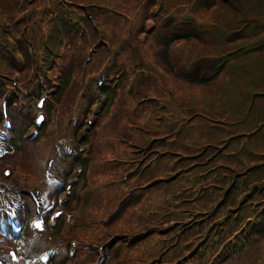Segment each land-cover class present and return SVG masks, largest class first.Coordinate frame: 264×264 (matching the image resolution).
<instances>
[{
    "label": "trees",
    "instance_id": "trees-1",
    "mask_svg": "<svg viewBox=\"0 0 264 264\" xmlns=\"http://www.w3.org/2000/svg\"><path fill=\"white\" fill-rule=\"evenodd\" d=\"M30 1L0 0V74L7 77L19 74L22 77L20 86L28 83L34 65L48 56L60 29L64 33L61 54L78 51L73 54V58L76 62L75 68L80 65L86 39L81 46L82 50H79L83 37L77 26L74 27L73 20L65 9L70 4H76L82 12V8L89 4L112 9L114 12L108 11L109 15L105 14V11H96L99 26L102 21L105 30L108 27L110 32L125 30L126 19L139 13L145 21L155 25L147 41L157 39L168 50L180 46L172 56V67L167 68L164 65L176 80H173V83L170 81L168 85L174 96L163 91L160 94L162 97L149 96L140 99L141 102L157 99L160 103L156 109L153 108L155 113L150 112L144 123L148 129L146 133L136 131L138 117L146 114L142 108L143 103L139 109L131 104V110L128 111L126 104L121 103L122 98L119 97L117 101H120L121 109L129 116L126 118L117 115L112 123L119 127L122 125L119 134L121 142L124 141L122 144H125L122 150L131 157L133 156L129 152V143L139 142L142 145L153 139L164 138L152 148L163 152L164 157L158 161L155 168L144 173L140 182L166 177L175 152H182L187 157L182 159V167H189L193 163H196V166L179 178L178 182L182 187H178L176 182L158 183L138 198L134 203L135 208L130 207L125 212L135 221V225H129L125 233L136 235L149 227L162 223L166 225V220L170 217L185 222L191 216L194 220H201L200 227H190L182 236L190 243H194V237L201 242L205 237L202 245L198 247L197 255H200L201 249L206 251L212 248V252H215L234 232L242 233L241 226L248 221L250 227L247 230L256 240L244 249L242 257L228 259L223 264H264V204H261L264 203V70L258 72L257 66L259 56L264 53V0H205L199 9H203L205 13L211 12L213 16L204 25L199 26H196V17L192 21L191 17L183 11L181 13L177 6L175 9L160 0H33L31 5L37 7L35 12L25 15L27 3ZM45 2L47 6L41 10L40 7ZM71 7L73 10L74 7ZM171 9H174L172 18ZM81 11L77 14L80 22L83 21ZM16 19L19 21L14 25ZM8 23L10 30L6 31ZM85 23L89 31L87 37L99 36V26L95 28L88 21ZM22 26H27L28 38L21 36ZM142 27L141 24L137 31H141ZM138 35L139 33L134 36L135 44L139 43ZM240 44L252 49L242 55H256L249 56L242 64L236 63L235 60L240 57L231 56L236 54ZM226 55L231 56V60L222 62L219 69L212 74H209V68L203 71L205 64L212 67L221 56ZM20 58H24L23 63L18 61ZM250 58L253 60L251 64ZM94 61L93 58L92 64ZM132 64L126 65V72L130 71ZM72 72V66H68L52 103L47 107L49 114H54L58 110L57 107L62 109H59L60 113L64 111V99L68 95L71 96V91L74 92L72 88L75 83L73 82L71 88L69 80ZM166 75L169 77L167 73ZM191 76L196 78L189 82ZM126 77L127 75L122 74V80L115 85L114 90H107L110 95L105 109L112 105L114 96L120 93ZM234 87L239 89L234 90ZM164 97L167 103L161 107ZM186 119L189 121L184 124ZM21 120L25 121L22 118L18 121ZM17 124L19 135L13 144L18 152L15 165L32 173L40 155L37 154L33 141H28L21 135L26 124L23 129V124ZM180 124L182 131L179 137L175 142L169 143L167 136L172 137ZM94 161L95 158L90 157L84 161L79 160L85 169L83 176L86 177V187L91 185V165ZM97 171L101 172L99 169ZM110 172L117 173V170L112 168ZM93 179L101 178L95 176ZM128 184L131 185V182ZM189 185L190 187L186 188ZM82 188H85V185ZM76 189L78 188L74 187L72 190L73 196ZM115 191L113 186L105 194L106 199L116 200ZM175 192L181 194L184 201L180 207L173 209L174 201L170 196L177 194ZM196 196L198 198H195ZM111 208L112 203L108 204L107 210ZM223 225L224 230L220 233L218 228ZM30 234L29 231L25 232L27 237ZM77 234L79 235L78 231ZM149 241L157 243L161 238L158 233L151 231L138 245H146ZM38 247L39 244L30 245V250L37 251ZM182 251L186 250L182 248ZM134 256V249L130 253L121 251L116 253L113 260L115 264H122L132 261ZM201 259L207 260L206 257H198L195 261L203 263ZM55 264H65V260Z\"/></svg>",
    "mask_w": 264,
    "mask_h": 264
},
{
    "label": "rangeland",
    "instance_id": "rangeland-1",
    "mask_svg": "<svg viewBox=\"0 0 264 264\" xmlns=\"http://www.w3.org/2000/svg\"><path fill=\"white\" fill-rule=\"evenodd\" d=\"M32 1L33 0L27 3V10L25 14H28L30 9H34V11L30 12V15L35 12V9L37 7H35L34 5H29ZM160 1L170 4V6L175 9L177 6V9L179 8L181 13L183 11L184 14L190 16L192 21L196 17L198 19V24L196 26L204 25L205 22L208 19H211V16H213L211 12L205 13L203 12V9H199L202 6L201 0H197L196 2L195 0ZM231 1L236 2V0ZM45 6H47V3H42L40 7L41 10ZM71 6L74 7L73 10L71 9ZM65 9L68 11L69 18L73 20L74 27L76 28L77 26L79 33L83 37V39L79 43V50H82L81 46L86 39V46L82 54V61L80 65L75 68L76 62L73 58V54H77L78 51H74L70 54H67V52L61 54L62 50H60L54 62L49 61L47 59L48 57H46L42 58V62L39 60V63L34 65V70L37 71L38 75L32 77L34 78L33 80L29 79L28 76L26 81H28V79L29 81L28 83H25L23 85V88L27 90L31 89L33 93H35V89L44 90V88H40L38 86L46 85L47 88H45V90H47L48 88H53L52 86L54 85L52 84L54 83V81H61L63 75H65V71L68 69V66H72L73 72L72 76L69 77V80L71 82V88L73 82L75 83L74 87L72 88L74 89V92L72 93L71 91V96L68 95L64 99V107L61 106L63 107L64 111L59 114V120L55 119V121L49 122L50 118H48L49 124H47V126L49 132H46L47 136L44 135L38 138L36 141H33L37 149V154L40 156L37 159L39 160V162H36L35 168L33 169L32 173L31 171L28 172L27 170L16 167L15 163L18 160V157L16 156V150H14L13 148H10V151H7L0 157V159L2 160V164H0V170L4 167H2V165L7 163L11 164L15 168L13 175L11 174L9 177H2L1 181H3L6 186L1 184L0 182V212L3 211V209L7 205L13 204V201H17L18 199L17 196L20 187L16 188V184L14 182L15 179L18 178L21 181V185H23L24 187L29 188L37 186L38 191H40L42 194L44 205V203H48L46 199L49 198L51 192L53 193L54 190H57L56 187L54 189L51 187V182L53 181L54 176L60 175V178H64L66 182H72L71 186L78 188L76 189L75 196L71 197L72 200L68 206L69 213L76 216V219L73 222H68L69 228L73 229L72 234H69V240L74 239L75 242L74 245H71V248L67 255V258H70L68 264H96L99 257L101 256H104L105 258L102 264H115L113 259L116 253L118 254L121 251L130 253L133 249L135 250L134 259L132 261H125L122 264H183L187 261H190L192 263L196 262V258H192V256L195 251H197L196 248L202 245L203 241L198 243V238H193L194 243H190L189 240H184V237L182 236L183 232L186 231H182L183 227L186 225H182V222L184 221L172 224L171 220L176 219L170 217L169 220H166V225L162 223V225H159V228L163 229L169 226V228L174 229L172 231L173 233L171 232V234H163L155 231L159 234L161 241H158L157 243H155L154 241H149L146 245H138V242L144 240L147 235L134 236L130 234L126 236L127 234L125 233V230L129 227V225H135V221L132 216L126 213H122L108 225H105L102 223V221H100L103 218H107V216L112 213L111 211L114 210L117 202L123 198L124 192L129 191V188L131 187L128 182L123 183L122 178L130 168V163H128L127 161L132 160V157L127 155L122 150L125 147V144H122L124 143V141L122 140L121 142L119 138V134L122 131V125L119 127L112 123L117 115L118 117L126 116L124 109H121V103L123 102L126 104V108H128V111L131 110V104L132 106H135L139 109L140 105L143 103L142 108L146 112V114L142 115V117H138L136 123V129L138 130L136 131L146 133L145 131H147L148 129L147 126L144 125V123L150 115L149 113H155V109L158 107V105H160V103L157 99H146L143 102H141L140 99L149 96L156 98L162 97L160 94L163 91H166L167 93H170L172 96H174V92L168 89V85H170V81L173 83V80H176L170 74V72L165 69L164 65L167 68L169 67L167 62H165L162 58L165 55V47L161 45L157 39L147 41L155 25H153V22L145 21L142 15H140L139 13H135L126 19L125 30L120 29L110 32L108 27L105 30V25L101 21L100 23L103 26H99V36L89 38L86 36L87 31L84 28V24L80 25L79 15H77L79 10L81 11L80 7L78 10L76 4H70ZM82 9H84V13H94L92 8H88L87 5H85ZM97 10L100 12L105 11V14L109 15L107 13V10L101 8H98ZM215 10L217 11V9ZM173 11L174 9H171V12ZM111 12L114 11L111 9ZM82 19L84 18L82 17ZM103 21L105 20L103 19ZM141 24L143 25L142 30L138 32L137 28L140 27ZM92 26L94 27L93 24ZM195 30L199 31L198 29ZM138 33L139 43L135 44L134 36ZM144 33H146L145 37ZM122 40H124L125 42L123 46H121ZM95 44H99L100 51L99 53L92 55V57L95 59L94 63L92 64L91 62L89 64L88 62L87 64L86 61L92 54L90 50L94 49L93 47L95 46ZM119 46L121 48L118 49ZM179 47L180 46H174L171 50H169V54L171 57L176 54L175 52L178 51ZM17 49H19V47H17ZM251 50L252 49L244 46V44H240L238 50L236 51L235 57L238 56L237 52L238 54H240L241 52L248 53ZM56 51L57 50H55V52ZM248 56L249 55L245 57L238 56L240 58L235 59L236 63L242 64V62L245 61V58H247ZM250 56L255 57L256 55L250 54ZM226 57H229V55H226ZM230 58L232 57L230 56L226 60ZM68 59L70 60V62H67ZM23 60L24 58L18 59V61H22V63ZM252 61L253 60L250 58L249 64H251ZM257 61L258 72L261 69L264 70V53L259 56V59ZM128 63L133 64L130 68V71L126 72L125 68ZM249 64L247 66H249ZM238 67L240 66L238 65ZM207 68H209L210 74V72L214 68V64L212 65V67L205 64L203 71H205ZM138 69L144 70L145 73H142V82L139 81L137 84H135ZM39 72L40 74H42L41 76L39 75ZM164 72H166L169 77H167L166 73ZM121 74L127 75L126 79L123 81V88L121 89L118 96L117 94L114 96L112 105L105 109L104 112H102L101 103L103 98L97 94V90L99 89L97 88L98 79L104 76L105 82L108 84V89L114 90L112 88L114 81L118 80V82H120L122 80ZM2 75L4 74H0V81L1 79H6L7 81H9V85H13L15 79L16 81H18L19 85V82L22 80V77L19 74H12L8 77H4ZM33 75H35V73ZM24 78L25 77H23V79ZM40 78L42 80H40ZM84 78H89L90 85L83 84V82L85 83ZM49 79L50 81L48 82ZM236 89H239V87H234V90ZM5 92L6 88H0V96ZM103 92L104 89H102L100 93L103 94ZM200 92L202 91L200 90ZM104 93V96L109 97V92L105 91ZM119 97L122 98L121 103L120 101H117ZM51 99L52 97H50L48 103ZM103 101L105 102V106L107 107L109 99L107 98ZM161 102L167 103V99L164 97ZM23 103H25V101ZM57 109L62 110L60 107H57L56 110ZM128 116L129 114L127 113L126 118ZM64 120L70 121L68 123L69 126L66 125L67 123L65 124ZM72 121H76V125H73L74 122ZM88 121H92V125H89ZM61 124L65 125L62 126ZM2 127L3 125H1V129ZM16 127L19 128V125L17 124ZM65 130L67 131L65 132ZM87 130H90L91 135L89 139H87L82 144L81 149L87 155L89 154L87 158H95V165H91V185H88L86 187V177L83 175L78 177L79 167L75 168L73 172L70 170V173H72V175H70L71 178H69L62 175V172L58 167L59 162L57 161V159L54 160V167L49 168L48 157L57 151L58 153H63L64 147H70V138H72V135L74 137V134L77 135L75 144L77 145L78 143H82L78 138L81 136L82 132H85ZM31 132L32 130L28 131V134L26 136H31ZM7 134L8 131L6 130L5 136H7ZM102 140H104V143H102ZM139 145V142H132V145L128 144V147L130 148L129 152L133 149L138 148ZM44 151L47 154H43ZM59 158L61 157L59 156ZM112 168L117 170L118 174L111 173L110 171ZM98 169L101 172L98 173ZM95 176H98L101 179L94 180L93 178ZM84 185L85 188L83 189L82 187ZM113 186L116 188L114 197H117V194L118 197L116 200H107V196L105 194L108 193V191H110ZM35 190H37V188H31V191L35 192ZM5 191L10 192L7 193ZM15 192H17V194ZM144 193H146V191H141L138 197L134 196L130 205L132 209L135 208V201L143 196ZM58 198L59 199L56 200L58 203H56V207L52 208V212L55 211L57 213L61 210L62 201L65 200L67 196L65 194L62 195L59 193ZM51 199L49 200L54 202V200ZM127 199H129V196ZM28 200V211H30V208L35 211V206L33 205L32 198L28 197ZM110 203H112V208L110 210H107L108 204ZM52 204L53 203L45 204V206H47L45 209H48ZM261 204L264 203L262 202ZM56 213H53V215H56ZM55 218L57 217L53 218V216H51L49 220V222L53 224L52 226L56 224ZM246 224L247 226L244 229L250 227L249 222H247ZM50 227L51 226H49L48 229H50ZM77 231L79 232V235L77 234ZM61 232L58 233V235H56V237L53 239V242L55 244H58ZM240 235H242V233L236 235L237 239H239ZM235 239L236 237L228 241L225 245H223V247L219 246V248L215 252H212V248L210 250L206 249V251H201L203 253L204 259L206 257L207 260L205 261L201 259L203 260V263L196 262V264H210V260L213 261L211 264L218 263L217 260L221 261V259H223L221 257L224 255L225 250L233 246V240ZM70 242L72 241H69V243ZM69 243L67 244L69 245ZM117 245H120V247H118V249L115 251L113 247ZM9 247L10 244H8V242L5 243L0 241V250L2 249L4 251ZM182 248L186 251H182ZM202 250L205 249L203 248ZM72 251H74V254L70 256V253ZM229 253L227 255H229ZM214 254L217 255L212 259V256ZM135 261L137 262L134 263Z\"/></svg>",
    "mask_w": 264,
    "mask_h": 264
},
{
    "label": "snow or ice",
    "instance_id": "snow-or-ice-1",
    "mask_svg": "<svg viewBox=\"0 0 264 264\" xmlns=\"http://www.w3.org/2000/svg\"><path fill=\"white\" fill-rule=\"evenodd\" d=\"M5 175H6V176L8 175V172H7V171L5 172ZM51 183H55V181H52ZM56 215H57V216H60L61 213L57 212ZM3 219H4L3 215H0V222H3ZM12 258H13V259L16 258V257H15V254H12Z\"/></svg>",
    "mask_w": 264,
    "mask_h": 264
}]
</instances>
